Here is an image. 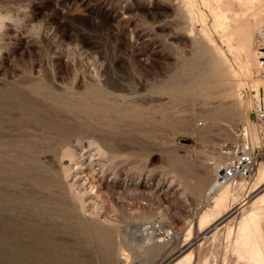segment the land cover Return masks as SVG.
<instances>
[{"label":"rangeland","instance_id":"obj_1","mask_svg":"<svg viewBox=\"0 0 264 264\" xmlns=\"http://www.w3.org/2000/svg\"><path fill=\"white\" fill-rule=\"evenodd\" d=\"M258 1L0 0V264H101L95 230L114 264L119 251L124 264H171L186 239L192 264H247L234 238L247 203L206 234L199 218L219 145L258 150ZM254 171L226 180L236 201Z\"/></svg>","mask_w":264,"mask_h":264},{"label":"bare ground","instance_id":"obj_2","mask_svg":"<svg viewBox=\"0 0 264 264\" xmlns=\"http://www.w3.org/2000/svg\"><path fill=\"white\" fill-rule=\"evenodd\" d=\"M259 1L261 3H263L262 5L264 6V0H259ZM226 14L224 15L223 13H220V11L218 10V12L214 13L215 21H219L220 18H223V16H226ZM262 21H264V15L262 17ZM254 27H256V24L252 23L246 29L242 30L241 44L243 42L242 47H244V49L246 51L245 53L248 57V61H250V59H252V57H253L251 54V51L248 47V41L250 39V33H251L252 29H254ZM238 32H239V30H238ZM46 95H47V93H46ZM227 112L228 111L225 110V113H227ZM64 152L67 154L65 157H67L69 155L70 158H72L76 154L73 149H66ZM65 153H63V154H65ZM60 155H62V154H60ZM62 156H64V155H62ZM77 156H79V155H77ZM61 158H63V157H61ZM79 159H80V157H79ZM256 164L254 165L255 171H254L253 179L248 181V182H246L244 180L246 183L239 181L237 183L238 186L235 185L236 187L241 188V189L243 187L248 188V193H246V195L242 199L237 200V201H236V199H237L236 196H238L237 194H239V193L235 194L236 193L235 191L233 194L231 193V188L228 187V186H230L231 183L228 184L226 181L227 179H225L223 177L222 170H221L222 165L219 164L220 168L217 169L218 177L209 188L210 192H214V195L212 198L213 199L212 201L214 204L209 208L208 211L203 212L202 215L200 214L201 216L199 218V228H204V230H205L204 234H206L207 232H209V231L213 230L214 228H216L217 226H219L221 223L226 222V220L228 218H230V216H235L236 209L239 207V205L247 203L248 208L245 211H243L241 218L238 219L237 225L235 226L236 236L234 237L235 240L238 242V245H240L241 248H243V250H241V252L245 250L244 252L247 254V259L245 258L247 264H264V260L261 256L263 248H261L259 246V242H258L259 237L257 238V234H258V230H259L258 229L259 224H258V219H257L259 217L257 215L264 213V162H259ZM65 166H66V164H65ZM65 166H64V168H65ZM66 167H69V166H66ZM254 168H253V170H254ZM62 169H63V167H62ZM71 169H72V167H71ZM68 170L69 169H67L66 173L68 172ZM73 184H75V183H73ZM234 190H235V188H234ZM77 191H79V190H77ZM81 193H82V190H81ZM237 204H239V205L237 206ZM150 226L146 225L144 228H146L145 230L150 232L149 234L151 235V233H153V229H152L153 227L150 229ZM94 232H95V235L97 236V238L99 239V241L101 243V250H100L101 264H114L112 262V258H113L112 257L113 256L112 240H111L108 232L106 230H104V231L95 230ZM215 232H216V230H215ZM168 233L170 234V232H168ZM201 236H203V234H201ZM120 240L122 241V239H120ZM186 241H187V239H186ZM186 241L183 242L180 245V247H178L177 251L172 252L168 256H166L163 260L164 263L170 262L171 264H192L191 262L194 260V258L192 257L193 252H191L192 250H189L190 245L192 243L188 244ZM234 244H235V242H234ZM121 247L119 246V248H117V249H120ZM150 247H152V246H150ZM153 247H156V246H153ZM237 247H239V246H237ZM123 249H125V247H123ZM40 251L38 252V254L40 255V253H41L42 259H45V257L47 256L46 251L45 250L44 251L40 250ZM121 252L122 251L117 252L116 255L114 256L115 257V260H114L115 264H124L123 257H125V256H123L122 255L123 253H121ZM263 256H264V254H263ZM54 260L56 261V259H52L50 261H54Z\"/></svg>","mask_w":264,"mask_h":264},{"label":"built area","instance_id":"obj_3","mask_svg":"<svg viewBox=\"0 0 264 264\" xmlns=\"http://www.w3.org/2000/svg\"><path fill=\"white\" fill-rule=\"evenodd\" d=\"M254 51L256 75L261 83L251 94V100L260 141L256 153L246 138L244 142L223 141L219 145V151L226 157L221 170L227 180L248 176L257 162H264V26L255 35Z\"/></svg>","mask_w":264,"mask_h":264}]
</instances>
